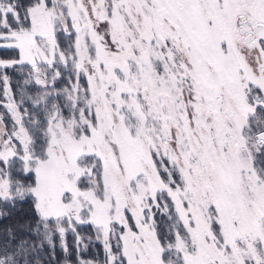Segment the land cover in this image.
I'll list each match as a JSON object with an SVG mask.
<instances>
[{
  "label": "snow or ice",
  "instance_id": "snow-or-ice-1",
  "mask_svg": "<svg viewBox=\"0 0 264 264\" xmlns=\"http://www.w3.org/2000/svg\"><path fill=\"white\" fill-rule=\"evenodd\" d=\"M0 50V264H264V0H0Z\"/></svg>",
  "mask_w": 264,
  "mask_h": 264
},
{
  "label": "trees",
  "instance_id": "trees-1",
  "mask_svg": "<svg viewBox=\"0 0 264 264\" xmlns=\"http://www.w3.org/2000/svg\"><path fill=\"white\" fill-rule=\"evenodd\" d=\"M4 55H7V53L3 50H0V56H4ZM0 210H2V209H0ZM30 217H31L30 207H29V205L25 204L23 206H18V208L13 213L11 218L9 220L3 221V223H5V224H7V223L15 224L16 222L23 223L25 220L29 219ZM85 231H86V229H85ZM67 241H68L69 246L71 247L73 244V237L70 233L67 236ZM54 242L56 244L57 256L60 258H63V252L59 248V238L55 237ZM98 247L99 246H97V248ZM95 252H96V249H92L93 255L95 254ZM101 256H102V250H101Z\"/></svg>",
  "mask_w": 264,
  "mask_h": 264
}]
</instances>
